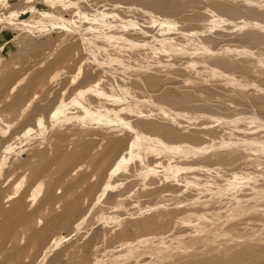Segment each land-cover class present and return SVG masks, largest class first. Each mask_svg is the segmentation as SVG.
<instances>
[{
	"label": "bare ground",
	"instance_id": "1",
	"mask_svg": "<svg viewBox=\"0 0 264 264\" xmlns=\"http://www.w3.org/2000/svg\"><path fill=\"white\" fill-rule=\"evenodd\" d=\"M180 6L184 8L181 10ZM81 9L89 18L41 23L53 30H60L61 27L68 29L73 24L77 32L83 33L87 41L85 49L103 68V75L90 74L77 87H72L70 76V80L62 79L61 84L53 81L58 77L56 74L51 78L44 74L38 79V89L44 90L49 99L47 107L33 119L41 127L38 132L42 136L46 124L52 122L60 110H65L66 118L59 127L68 135L60 154L47 160H51L54 170L44 171L39 177L30 172L28 177L32 186L24 200L13 207L21 208V212L31 210V200H35L43 189V184L38 182L43 180L47 192L39 210H48L66 184L78 175L79 166L70 164V159L76 145L88 141L86 132L101 138L121 130L125 135L122 141H130L131 145L135 143L137 149L130 146L129 151L120 154L118 164L132 153L133 159L153 157L159 151L157 145L167 154L157 160L156 165L162 164L164 159L172 162L171 168L159 169L167 176L161 182H168L172 175L177 176L178 182L191 188L187 197L198 194L203 197L196 203L181 202L180 193L167 188L162 189V196L155 197L160 190L148 187L147 184L152 181L136 178L124 190L123 196L129 200V206L123 212L137 218L136 215L141 212L133 209L132 203L140 202L141 197L146 196L152 198L147 203L153 206L154 200L161 198L170 203L199 205L193 210L199 216L197 225L204 226L201 219L211 220L214 216L206 212L205 205L214 203L218 195V200L235 204L251 213L248 201L254 199L253 196L237 189L251 176L264 173V126L249 120L254 113L244 104L232 102L224 96L214 98L186 86L214 82L213 76L198 67V59L192 58V55L201 53L206 55L200 58L212 68L226 73L233 70L249 73L254 75L253 79L264 76V0H85ZM125 10L130 11L131 16H126ZM99 11L106 12L108 17H101ZM218 34H244L249 46L233 50L219 47L210 51L207 44H212ZM79 42L75 43L74 49L72 46L65 51L59 64L68 67L74 61ZM165 45L185 53L189 60L170 54V50H163ZM5 55L0 56V61ZM171 65L176 67L175 73L183 78L185 84L180 97L171 96L165 89V83L159 84L157 78L165 77L164 68ZM253 82L246 80L244 85H252ZM9 110V107L0 109V130L8 122ZM52 139L53 135L38 138L39 145L34 148L35 160V156L43 151L42 146ZM225 140L232 143L227 144ZM247 149L259 151L263 158L254 159ZM180 153L192 155L191 162L185 164L178 161L174 164L178 159L173 156ZM86 162L92 163V155L87 156ZM211 166L213 174L220 169L226 172L210 177L204 171ZM56 173L62 176L56 178ZM252 183L259 185L262 180L256 179ZM220 190L221 193L217 192ZM10 201L11 196H6L0 203L1 208L5 210ZM259 204L264 206V201H259ZM105 205L111 206V199L106 200ZM145 207L141 203V211ZM151 213L149 218L136 222L138 228L142 227L150 234L159 230L171 231L177 226L175 220L184 217L178 207L170 218L164 211L156 213L153 207ZM252 221L251 230L261 235L257 242L248 238V245L239 247L222 239L219 225H213L195 254L185 248L180 253L181 262L170 260L161 261V264H209L219 258L216 264H264V214ZM105 234L103 232L101 238H105ZM35 236L41 241L47 239L43 229L38 230ZM54 242L47 241L44 248L51 251L55 247ZM231 255L245 263H234Z\"/></svg>",
	"mask_w": 264,
	"mask_h": 264
},
{
	"label": "rangeland",
	"instance_id": "2",
	"mask_svg": "<svg viewBox=\"0 0 264 264\" xmlns=\"http://www.w3.org/2000/svg\"><path fill=\"white\" fill-rule=\"evenodd\" d=\"M84 1L0 0V56L6 54L0 61V109L10 108L6 117L8 122H5L0 130V203L8 195L12 198L5 210L0 206V264H161V261L170 260L181 262V251L186 248L195 254L203 237L213 225H219L222 239L236 243L239 247L248 245V238L257 242L261 235L251 229L252 220L264 214V206L259 204V201H264V173L251 176L237 189L253 196L254 199L248 201L251 213L239 209L235 204L218 200L216 195L214 203L208 202L205 205L206 212L213 214V218H202L204 226L197 225L199 216L193 208H198L199 205H182L181 202L196 203L203 197L200 194L187 197L191 188L178 182L177 176L172 175L168 182H161L167 176L159 169L171 168L172 162L164 159L162 164L156 165V161L165 158L167 154L160 147L155 144L159 151L153 157L133 159L132 153L128 159L117 163L120 154L129 151L130 146L137 149L135 143L131 145L130 141H122L125 135L121 130L101 138H95L91 136V132H86L88 141L77 144L70 159V164L79 166L78 175L66 184V189L60 192L48 210H39L47 192L46 182L43 180L38 182L43 184V189L35 200H31V210L21 212V208L13 207L24 200L32 186L28 177L30 172L39 177L44 171L54 170L51 160H47L60 154L59 151L68 135L59 127L66 118V111L60 110L42 132L43 135H53V139L42 146L43 151L35 156L36 160L33 158L34 148L39 145L38 138L43 137L37 130L41 128L39 122L36 123L33 119L49 102L46 92L38 89V79L44 74L47 78L57 75V79L53 81L61 84L62 79H68L70 76L73 80L72 87H77L79 83L87 80L90 74L103 75V68L85 49L87 41L83 33L77 32L73 24H70L68 29L61 27L60 30H53L51 26L41 23L59 19L89 18L81 9ZM183 8L180 6L181 10ZM124 13L126 16L132 14L128 10ZM98 14L108 17L106 12L99 11ZM76 42H79V46L74 61L68 67L59 64V60L66 54L65 51L72 46L74 49ZM248 44V38L244 34H218L215 41L207 46L210 51H214L219 47L233 50L239 46H249ZM163 50H170V54L180 56L185 61L189 60L186 59L188 57L185 53L171 49L168 45H165ZM202 55L195 54L192 58L198 59V67L213 76L214 82L197 83L186 88L196 89L214 98L224 96L232 102H240L254 113L249 120L264 126V76L253 79L254 75L249 73L242 74L236 70L223 72L219 68L210 67L200 58ZM164 70L165 77H157L159 84L165 83V89L171 96L180 97L185 87L183 78L175 73L174 65ZM66 75L68 76L65 77ZM246 80L255 82L252 85H244ZM224 142L232 143L230 140ZM248 152L256 160L263 158L259 151ZM182 154L173 156L178 159L174 164L178 161L185 164L191 162L192 155ZM89 155H92L91 164L86 162ZM212 169L211 166L204 172L210 177L226 172L220 169L217 174H213ZM61 176V173L55 174L56 178ZM208 176L206 177L209 178ZM136 178L152 181L147 184L148 187L160 190L155 197L164 194L163 188L177 190L182 196L181 202L170 203L160 198L154 200L151 206L147 202L152 198L142 196L140 202L138 200L131 204L133 209L141 212L136 215L137 218H133L132 214L123 212L129 206V200L123 194L127 185ZM256 179H261L262 183H252ZM217 192L221 193L222 190ZM108 199H111V206L105 205ZM141 203L146 205L145 212L141 211ZM152 207L156 213L164 211L168 218L178 207L184 217L175 220L177 226L171 231L159 230L158 233L150 234L144 228H138L136 222L149 218L152 215ZM148 211L150 212L146 214ZM40 229L47 233L45 241L35 236ZM245 231L248 233H244ZM103 232H106V239L101 238ZM47 241H55V247L51 251L44 248ZM10 258L12 260H9ZM230 258L234 263H245L242 259H235L233 255ZM217 261L209 264H216Z\"/></svg>",
	"mask_w": 264,
	"mask_h": 264
}]
</instances>
